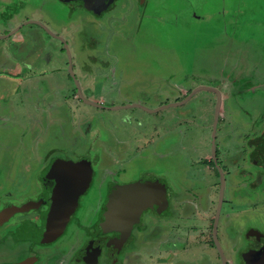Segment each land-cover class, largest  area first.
<instances>
[{
	"label": "flooded vegetation",
	"instance_id": "1",
	"mask_svg": "<svg viewBox=\"0 0 264 264\" xmlns=\"http://www.w3.org/2000/svg\"><path fill=\"white\" fill-rule=\"evenodd\" d=\"M188 1L178 0L181 5ZM150 2L0 0V79L8 54L13 57L14 65L24 71L20 77L26 82H38L50 72L63 70H44L57 64L63 54L65 72H73L70 77L76 84L74 90L58 93L61 92L62 97H75L77 102L99 106L101 100L94 97L101 95L96 96L97 91L87 87L86 75L95 71L94 82L99 78L101 81L109 79L104 75L98 77L94 70L97 66L108 69L109 65L105 64L103 54L98 53L104 48V38L99 39V34L106 33L100 25L107 18L115 24L120 19L129 21L136 15H144L142 12ZM257 2L260 20L253 21L249 11L244 12L243 0L240 5L237 0L236 4L245 15L237 13L247 20L239 25L235 20L225 21L220 37L215 36L217 43L204 48L207 61L204 57L198 66L206 70L199 68L194 72L213 83L199 87L208 86L219 92L204 90L214 96L216 114L208 136L198 131L197 140L191 146L195 157L181 165L176 182L166 176L150 174L151 171L142 178H157L168 188L163 211L144 213L141 223L134 227L130 239L120 249L114 247L115 232L96 233L110 188L133 181L119 182L117 176L102 171L98 160L84 155L103 131L90 137L87 122L82 123L80 131H72L70 126L57 127L47 133L38 157L21 159L13 179L7 181L0 165V264H146L147 260L140 256V236L142 242L149 244L144 250L152 248V241H161L159 254L146 255L154 264H200L194 259H198L196 255L189 251L195 245L216 249L221 261L216 246V240L221 245V232L230 247V258L233 256L230 259L226 255L227 264H264V0ZM193 12L194 19L203 18L198 16L196 9ZM91 24L98 29L96 34L89 33L91 29L87 26ZM117 52L114 46L109 54L119 62L118 66L114 65L115 78L123 81ZM36 69L42 72L33 73ZM46 86L51 90V86ZM39 88L43 87L39 85ZM194 88L182 97L176 96L174 103L185 101ZM122 92L127 94L119 89L115 95H122ZM196 94L188 102L176 106L182 107L179 114L195 116V110L187 105ZM138 99L135 104L114 106L113 103L111 110H125L131 105L150 113L163 109H148L143 100ZM202 102L209 104L212 100ZM125 116L130 115L125 112L121 121H113L115 125L126 122ZM157 124L159 121L154 127ZM155 136H158L156 141L162 140L158 132ZM163 143L161 141L160 145ZM62 162L75 164L81 167L79 169L86 166L89 181L80 193V185H77V204L61 235L49 241L26 236L29 229L44 228L52 209L66 194H63L62 183L50 173L51 167L56 168ZM99 241L102 242L99 250L84 258L82 255L88 245ZM204 255L203 264H215L210 252Z\"/></svg>",
	"mask_w": 264,
	"mask_h": 264
},
{
	"label": "rangeland",
	"instance_id": "2",
	"mask_svg": "<svg viewBox=\"0 0 264 264\" xmlns=\"http://www.w3.org/2000/svg\"><path fill=\"white\" fill-rule=\"evenodd\" d=\"M236 2L237 0H189L181 5L178 0H151L142 12L144 15H136L135 19H120L115 24L111 18L102 21L100 27L106 33L99 34V39L104 38V48L98 50V53L103 54L107 61L105 64L109 65L108 69L97 66L94 70L98 77L104 75L109 79L101 81L99 78L94 82L95 71L86 75L87 87L96 90V96L101 95L94 97L101 100V107L83 101L77 102L75 97H62L61 92L58 93L62 90H74L76 84L71 80L72 73H68L69 70L65 72L63 54L57 64L44 69L63 70L50 72L38 82L22 81L20 87H15L13 78L10 77V81L7 80L2 85L7 89L5 93H1L0 84V165L7 181L14 178L21 159L39 156L41 144L50 130L70 126V130L80 131L82 123L87 122L90 137L101 131L103 135L99 136L96 144L84 155L98 160L106 174L117 176L119 182H128L141 180L151 171L150 174L166 176L176 182L181 165L195 157L196 153L193 154L191 146L197 140L198 131H203L208 136L211 125L214 124V96L204 90L195 95L187 105L195 110L194 117L179 114L182 107L176 106L153 113L135 107L117 111L111 109L122 103L135 104L140 98L146 108L158 110L174 103L176 96L186 95L191 88L209 84L210 81L200 78L194 72L203 68L198 65L204 61V57L207 61L204 48L217 43L215 36L220 37L225 21L235 20L239 25L247 20L237 13L242 9L236 10ZM238 3L242 4V0H238ZM257 3V0H243V8L246 9L244 12L249 11L253 21L260 18L256 11ZM195 9L202 19L192 17ZM87 29H91L90 34H96L98 30L93 24L87 26ZM114 46L115 49L118 48L123 81L117 80L113 73L114 65L119 64L114 55L109 54ZM41 69H36L33 73L42 72ZM45 81L51 86V90H48ZM39 85L43 88L40 89ZM119 89L125 90L127 94L122 92V95H115ZM49 92L51 95H48ZM206 99L212 102H202ZM125 112L130 115L125 116L127 121L116 126L113 121H121ZM157 121L159 124L154 127ZM156 131L159 137L162 136V140L158 138L156 141ZM161 141H164L162 145ZM117 179L115 180L118 181ZM141 239L142 236L138 240L141 244V259H146V264H154L148 261L150 257L146 255L156 252L159 254L161 241H152V248L144 250L149 244ZM219 239L225 255L230 258V247L223 240L222 232ZM189 251L196 255L198 259L194 256L192 258L199 260L200 264L204 263V253L208 252L215 258V264H221L222 260L220 261L216 249H204L195 245Z\"/></svg>",
	"mask_w": 264,
	"mask_h": 264
},
{
	"label": "water",
	"instance_id": "3",
	"mask_svg": "<svg viewBox=\"0 0 264 264\" xmlns=\"http://www.w3.org/2000/svg\"><path fill=\"white\" fill-rule=\"evenodd\" d=\"M78 89L80 92L81 89ZM201 90H209L219 93L215 88L201 86L194 89L185 101L169 104L163 108L182 105L188 102L194 94ZM81 98L85 99L84 97ZM93 104L96 105L95 103ZM134 106L137 105H131V107ZM219 108L220 105L218 109ZM154 112L156 111L154 110ZM217 121L218 118H216V122ZM78 167L79 166H76L75 164L73 165L66 162L60 163L56 168L51 167L50 173L54 178L58 179L60 184L62 183L61 185L64 190L63 194H66L61 196V199H59L58 202L59 204L52 209L44 228L39 230L29 229L28 232H25L26 236L37 240L49 241L61 235L65 229L67 221L69 220L70 214L77 204V185H80V193L85 189L89 181V171H85L86 166H82V169H79L81 167ZM167 189L168 188L162 181L152 177L113 185L110 188L108 198L103 205L101 218L96 225V233L115 232L116 236L113 239L114 247L119 249L122 248L130 239L134 227L141 223L144 213L148 210H151L154 213H160L163 211L167 200ZM101 243V241L91 242L83 252L82 256L87 259L95 250H99ZM216 246L220 251L222 264H227L226 255L218 240H216Z\"/></svg>",
	"mask_w": 264,
	"mask_h": 264
},
{
	"label": "crops",
	"instance_id": "4",
	"mask_svg": "<svg viewBox=\"0 0 264 264\" xmlns=\"http://www.w3.org/2000/svg\"><path fill=\"white\" fill-rule=\"evenodd\" d=\"M237 3V2H236ZM238 4V3H237ZM236 4V10H239V6ZM238 13H243L242 10L238 11ZM248 13V12H247ZM4 66H3V75H2V79H0V84H1V93L2 92H7V89L2 86L4 84H6L9 80L10 81V77L13 78L12 83L15 84V87H20L22 85V79H21V75L23 74V70L19 67V66H15L14 65V59L11 55L8 54L7 58L4 59ZM7 81V82H6ZM45 84L47 85L46 81ZM3 97V95H2Z\"/></svg>",
	"mask_w": 264,
	"mask_h": 264
}]
</instances>
